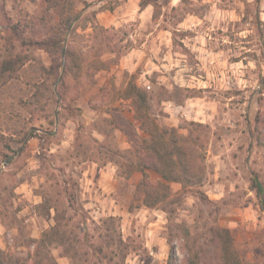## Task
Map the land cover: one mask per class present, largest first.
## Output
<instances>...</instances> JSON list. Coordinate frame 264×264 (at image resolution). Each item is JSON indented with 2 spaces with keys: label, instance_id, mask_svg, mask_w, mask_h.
Masks as SVG:
<instances>
[{
  "label": "rangeland",
  "instance_id": "1",
  "mask_svg": "<svg viewBox=\"0 0 264 264\" xmlns=\"http://www.w3.org/2000/svg\"><path fill=\"white\" fill-rule=\"evenodd\" d=\"M95 1L0 0V61L18 53L29 58L21 81H0L5 135L0 137V264H187L189 255L198 256L200 264H218L223 241L240 264H264V210L250 188L254 173L264 181V0H161L158 5L167 26L177 27L192 15L203 21L174 30L165 82L158 83V71L150 77L151 87L143 86L160 128H178L199 166L193 182L165 181L170 189L156 206L145 204L150 194L138 189L143 173L135 170L137 158L128 156L130 132L139 121L131 103L119 97L135 75L127 73L122 87L113 76L98 99H87L100 79L96 75L119 64L139 43L130 37L134 25H98ZM63 10L66 24L73 20L66 35L72 55L65 87L55 84L53 95L51 82L41 84L45 109L23 107L21 98L36 90L34 81L43 80L26 69L50 63L35 41L61 20ZM199 34L204 37L195 38ZM161 45L164 59L171 47ZM178 79H188L184 88ZM60 92L65 97H57ZM89 100L99 108L94 119L79 106ZM178 104L184 107L178 110ZM256 127L260 145L251 136ZM26 130L43 140L22 144ZM149 179L157 182L161 175L149 171ZM109 182L110 191L103 185ZM55 207L61 232L43 243L44 231L56 224Z\"/></svg>",
  "mask_w": 264,
  "mask_h": 264
},
{
  "label": "trees",
  "instance_id": "2",
  "mask_svg": "<svg viewBox=\"0 0 264 264\" xmlns=\"http://www.w3.org/2000/svg\"><path fill=\"white\" fill-rule=\"evenodd\" d=\"M146 3L147 1L143 0L141 5L144 6ZM155 5L157 7V3ZM59 14L62 17L61 20L49 27V29L47 28L48 33L43 39L35 41V43L40 46V49L49 54L50 63L46 64L42 62L39 65H30V67L26 69V72H33V74H35L34 76H36V73L39 75L33 77L34 79L43 77L41 82L34 81L35 83L32 85V88H36V90H34L31 96L27 97L26 100L21 98L20 101V104H22L23 107H30L35 111L45 109V105L42 104L43 93L40 92L37 87H41V84L49 87V82H51L53 95L56 93V90L54 89L55 84L58 83L61 87H65V79L69 68L68 58L72 55V49L66 46V35L69 31H72L71 24L73 20L66 24L67 20L64 19V10L63 13L61 12ZM160 14L161 11L156 8L153 16L154 20H158ZM14 29L16 30V27H14ZM16 35L18 39H22V35L20 33H17ZM28 61V56L19 53L15 56L9 55L8 57L2 59L0 61V81L5 85L12 83L13 81H21L20 70L27 64ZM42 73L43 76L41 75ZM21 90L26 92L28 89L22 88ZM60 95L62 98L65 97L63 92L58 93L57 97ZM125 97L131 98L129 100L131 101V106L135 111L134 117L139 121L137 127H134L130 132L132 149L130 150L131 153L128 156L132 157L134 155L137 158V166L135 167V170L143 173L144 178L138 185V189L143 192H149L150 194L149 197L145 199V204L148 206H156L170 189L169 185L164 183L165 181L182 182L185 180L188 183L193 182L195 170L198 169L199 166L196 165L194 162L195 159L192 157V147H189L188 144L189 139L177 133L178 128H160L159 124L150 112V100H152V97L147 89L138 87L136 84L132 83L127 88ZM172 99V97H168L166 100ZM14 134L15 133L12 135ZM168 135H171V139L168 138ZM251 136L256 137V141L259 145L263 144L258 127H256L255 131H251ZM0 137L5 138V135L1 134ZM33 137H37L41 141L43 140V136L41 134L35 133L32 130H26L20 137V142L22 144H26L28 139ZM95 141L100 143L102 142L99 139H95ZM180 141L183 143H180ZM101 146L103 148L105 147L104 145ZM187 156L188 158L191 156V163L187 162ZM149 171L158 172L163 180L160 179L157 182L151 181L149 179ZM130 175L131 173H128L125 177L129 178ZM250 188L256 192L260 205L264 210V181L260 178L259 173H254L252 175ZM150 197H153V199H150ZM70 201L75 202L73 197H71ZM55 210L57 212V217L55 218L56 224L44 231L41 238V242L43 243L49 240L48 238H50L53 234H60L61 232L60 227L62 226V220L58 217L59 213L56 207ZM99 250L101 251L102 248L100 247ZM172 253L173 245L171 244L170 257H172ZM218 256V264H240L238 258L233 255V252L227 242L223 241L220 246ZM0 260L2 259L0 258ZM187 264H200L198 256L189 255Z\"/></svg>",
  "mask_w": 264,
  "mask_h": 264
},
{
  "label": "crops",
  "instance_id": "3",
  "mask_svg": "<svg viewBox=\"0 0 264 264\" xmlns=\"http://www.w3.org/2000/svg\"><path fill=\"white\" fill-rule=\"evenodd\" d=\"M90 2V0H88ZM143 0H97L94 3L96 4L97 8V24L108 29L114 27L119 29L121 27L126 26H136V28L130 34V37L135 40V42L139 43L137 46L133 47L132 50L127 53L123 54L119 60V64L112 66L109 71L103 70L99 72L96 77H100L97 85L94 87L95 89L92 90L88 95L87 99H98V94L101 93L102 88L105 84L111 86V79L115 76V82L119 84V86L123 82V77L128 73L131 76L135 75V81L133 82H126L127 88L130 84L134 83L138 87L144 88L143 86L151 87L152 81L150 80L155 72L160 71L161 74H158V83L165 82L164 80L167 78L166 75L163 73L164 70L166 71L170 64L166 62L167 59L170 58L168 54L172 48H174V30L181 31V30H188V28H192V25H197L199 22L203 21L201 17H195L192 15L189 18L183 19L181 22L177 24V27L167 26L165 19L161 20L160 14L158 20H154V12L158 5L161 4V0H153L147 1V3L142 6ZM111 2V3H108ZM109 4L108 7L104 6V4ZM157 3V7L156 4ZM198 19V20H197ZM151 27V29H149ZM203 35H195V38H202ZM165 41L167 47H171L167 51L164 59H161V44ZM188 44V43H186ZM197 48L201 49V46L195 45ZM194 49V48H193ZM179 72V69L176 70ZM174 78H179L178 74L174 76ZM188 80V79H187ZM186 79L181 80L178 79L175 82L179 85L180 88H184V86L188 83ZM183 81V82H182ZM187 86H191L190 84ZM122 87V85H121ZM96 88L98 91H96ZM98 92V93H97ZM103 96V99L108 98V96ZM122 99L121 101L130 102L129 99L126 98L125 95L119 97ZM125 99V100H124ZM172 101V100H171ZM171 101H167V103H172ZM83 109V115H89L92 119L97 115L99 108L96 103H91L90 100L84 104L79 105ZM132 108V113L134 114V108ZM183 104H178L176 109L180 110L179 108H183ZM175 108L170 109L171 116L174 117L175 115ZM100 141L102 139L98 137ZM128 143V142H127ZM107 168V166H106ZM103 168L104 176L109 175L111 172ZM110 176V175H109ZM111 177L113 175L111 174ZM105 190H113V186L109 183H103Z\"/></svg>",
  "mask_w": 264,
  "mask_h": 264
}]
</instances>
